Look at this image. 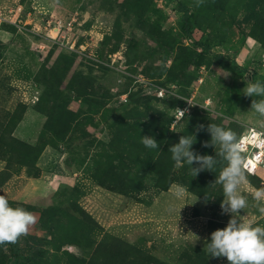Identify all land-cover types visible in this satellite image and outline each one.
I'll return each mask as SVG.
<instances>
[{
  "label": "rangeland",
  "instance_id": "obj_1",
  "mask_svg": "<svg viewBox=\"0 0 264 264\" xmlns=\"http://www.w3.org/2000/svg\"><path fill=\"white\" fill-rule=\"evenodd\" d=\"M250 81L264 82V0H0V194L36 217L13 264H227L205 247L230 219L221 165L193 176L168 149L193 134L214 155L208 124L264 131ZM246 176L240 219L264 227V171Z\"/></svg>",
  "mask_w": 264,
  "mask_h": 264
},
{
  "label": "clouds",
  "instance_id": "obj_2",
  "mask_svg": "<svg viewBox=\"0 0 264 264\" xmlns=\"http://www.w3.org/2000/svg\"><path fill=\"white\" fill-rule=\"evenodd\" d=\"M204 0H196L199 7ZM247 97H264V82H249L243 88ZM250 110L264 118V98L252 99ZM177 119H183L185 111L176 109ZM204 129L199 125L197 130ZM206 131L210 140L204 142V147L211 146L214 155H200L193 150L196 137L193 134L180 136L178 143L170 146L168 151L177 166L187 164L193 176L201 171H210L221 165L219 175L214 184L222 188L223 199L220 208L223 214H229L230 219L222 229H216L210 234V240L205 245L211 258H225L227 264H264V227L253 226L252 222H243L240 212L248 207L246 196L238 192L242 183H247V165L241 155L242 148L237 133L216 124H208ZM146 148L158 149V142L152 136H141L140 141ZM193 164L198 167H192ZM188 188L184 185L173 186V194L182 198ZM253 199L260 202L264 199V188L257 189ZM264 214V207H259ZM36 222V217L21 207H11L8 199L0 194V246L14 245L19 238L26 235L29 227Z\"/></svg>",
  "mask_w": 264,
  "mask_h": 264
},
{
  "label": "built area",
  "instance_id": "obj_3",
  "mask_svg": "<svg viewBox=\"0 0 264 264\" xmlns=\"http://www.w3.org/2000/svg\"><path fill=\"white\" fill-rule=\"evenodd\" d=\"M255 133L257 136L253 138ZM238 138L241 142V155L247 165V172L256 174L264 171V131L251 127Z\"/></svg>",
  "mask_w": 264,
  "mask_h": 264
},
{
  "label": "trees",
  "instance_id": "obj_4",
  "mask_svg": "<svg viewBox=\"0 0 264 264\" xmlns=\"http://www.w3.org/2000/svg\"><path fill=\"white\" fill-rule=\"evenodd\" d=\"M181 11L183 12V27L186 30V33L189 34L190 32V22H189V13L188 9L185 5H182ZM199 45L203 48V51H209L208 46L205 43H199ZM228 66L232 68H237L238 66L234 62L227 61ZM11 250V257L8 261V264H13L15 260L22 257V254L19 252L17 244L8 245Z\"/></svg>",
  "mask_w": 264,
  "mask_h": 264
},
{
  "label": "bare ground",
  "instance_id": "obj_5",
  "mask_svg": "<svg viewBox=\"0 0 264 264\" xmlns=\"http://www.w3.org/2000/svg\"><path fill=\"white\" fill-rule=\"evenodd\" d=\"M256 136H257V133H255V134L253 135V138L256 137Z\"/></svg>",
  "mask_w": 264,
  "mask_h": 264
}]
</instances>
